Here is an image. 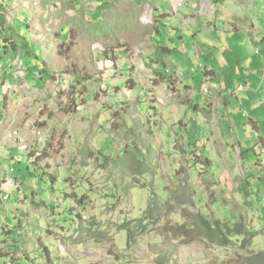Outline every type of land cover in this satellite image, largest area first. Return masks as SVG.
<instances>
[{"label": "rangeland", "instance_id": "1", "mask_svg": "<svg viewBox=\"0 0 264 264\" xmlns=\"http://www.w3.org/2000/svg\"><path fill=\"white\" fill-rule=\"evenodd\" d=\"M193 1L0 2V264H243L259 249L264 32L199 27ZM146 184L162 219L129 241L120 222ZM198 215L251 221L260 239L220 247Z\"/></svg>", "mask_w": 264, "mask_h": 264}, {"label": "trees", "instance_id": "2", "mask_svg": "<svg viewBox=\"0 0 264 264\" xmlns=\"http://www.w3.org/2000/svg\"><path fill=\"white\" fill-rule=\"evenodd\" d=\"M2 2V0H0ZM165 17V15H164ZM5 24V18L0 14V26L3 27ZM121 162V159L118 158ZM115 164H117L115 162ZM141 164V163H140ZM141 166L132 173L131 177L138 175V170ZM161 180V179H160ZM158 183V180H157ZM154 185H158L155 184ZM162 187H165V183L162 182ZM146 192L147 199L144 208H140L139 213L129 220H122L120 222L119 230L125 235L126 238L131 241L134 237H139L146 235L151 231V229L156 226L162 219V213L165 207V202L163 198H158L156 191L152 192V187L150 184L143 185L140 190ZM165 192V191H163ZM161 193V195L163 194ZM166 193V192H165ZM87 194L76 196L77 203L83 201ZM196 201L198 202L197 198ZM198 218V230L203 232L205 237L209 242L216 243L220 247H229L231 245H238V248H244L247 244L250 245L255 239L259 238V233L262 229H255L250 222H245L238 220L235 222L215 220L214 222H209L207 219H203L202 216H197ZM260 239V238H259ZM259 249L257 251L248 249V255L243 260V264H264V239L257 242ZM251 249V250H250Z\"/></svg>", "mask_w": 264, "mask_h": 264}, {"label": "crops", "instance_id": "3", "mask_svg": "<svg viewBox=\"0 0 264 264\" xmlns=\"http://www.w3.org/2000/svg\"><path fill=\"white\" fill-rule=\"evenodd\" d=\"M162 8L159 1L152 5L153 12H157L163 19L165 18L164 20L171 16L181 18L183 21L187 19L188 14L184 12L176 13L171 7L166 11ZM186 8L189 9V17L199 23V27H203L200 24L203 22L202 19L220 18L227 25L229 36L234 42L246 40L244 38L247 35L251 43L258 40L264 32V27L261 26L264 24V0H194L193 3L186 5ZM240 88L241 86L238 87Z\"/></svg>", "mask_w": 264, "mask_h": 264}, {"label": "built area", "instance_id": "4", "mask_svg": "<svg viewBox=\"0 0 264 264\" xmlns=\"http://www.w3.org/2000/svg\"><path fill=\"white\" fill-rule=\"evenodd\" d=\"M177 2H178V6H181L183 4V0H177ZM11 172H12V170H11ZM11 182H12L11 179L6 180V184H11Z\"/></svg>", "mask_w": 264, "mask_h": 264}, {"label": "bare ground", "instance_id": "5", "mask_svg": "<svg viewBox=\"0 0 264 264\" xmlns=\"http://www.w3.org/2000/svg\"><path fill=\"white\" fill-rule=\"evenodd\" d=\"M149 16H150V11L146 10L145 11V14H144V17L145 18H149Z\"/></svg>", "mask_w": 264, "mask_h": 264}]
</instances>
